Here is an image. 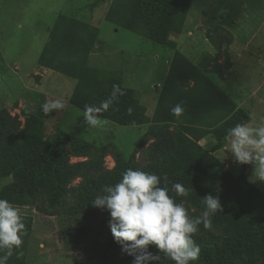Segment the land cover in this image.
Segmentation results:
<instances>
[{"label":"rangeland","instance_id":"obj_1","mask_svg":"<svg viewBox=\"0 0 264 264\" xmlns=\"http://www.w3.org/2000/svg\"><path fill=\"white\" fill-rule=\"evenodd\" d=\"M120 3H126V9ZM138 3L0 0V109L19 117L29 146L40 139H57L69 150L71 162L85 159L76 156L78 142L90 150L105 147V166L110 169L116 165L114 153L146 164L153 132H163L178 142L181 155L185 150L207 151L218 159L209 193L228 197L247 182L251 194L264 200V181L251 179L254 165L235 162L225 149L232 110L219 98L221 93L246 110L250 126L264 123V0H170L175 21L169 22L180 28L168 36L175 48L150 40L160 27L153 18L146 20ZM60 14L77 19L88 34L86 26L91 27L93 17L100 23L98 39L81 35L79 44L62 41L51 33ZM123 22L150 32L136 33L122 27ZM88 57L90 67L84 65ZM41 60L51 68L40 65ZM65 65L76 78L65 75L70 72ZM118 77L136 93L138 121L121 126L100 118L107 121L102 128L85 124L83 111L70 102L73 90L77 87L80 96L87 91L101 94ZM55 100L65 107L45 114L41 106ZM176 106L182 109L179 117L172 111ZM12 181L13 177L0 178V190ZM14 206L33 218L26 264H97L93 238H77L73 231L87 222L84 216L61 208L46 211L40 204Z\"/></svg>","mask_w":264,"mask_h":264},{"label":"trees","instance_id":"obj_2","mask_svg":"<svg viewBox=\"0 0 264 264\" xmlns=\"http://www.w3.org/2000/svg\"><path fill=\"white\" fill-rule=\"evenodd\" d=\"M125 5L126 3H120L122 9H126ZM139 10L145 13L146 20L153 18L157 28L160 27L156 32H152L150 40L175 48V42L169 40L168 36L179 33L180 28L169 22L175 21L170 15V0H139ZM59 17L51 28V33L60 37L62 41L71 40L73 45L79 44L81 35L83 38L90 36V40L94 41L98 39L97 28L86 26L90 30L88 34V30L84 32L78 27L77 19L73 17L66 19L64 14H60ZM108 21H115L114 24L119 22L110 18ZM121 26L139 34L150 32L146 27H135L133 23L123 22ZM213 44L221 49L220 42L214 40ZM39 63L51 68V65L43 60ZM84 65L90 67L89 57L86 58ZM75 70L80 71L76 67ZM65 75L77 76L72 69ZM113 85H118L123 94H118L109 109L104 110L102 103L111 97ZM135 95L133 89L124 86L123 78L118 77L113 79L108 89L101 94L87 91L85 96H80L76 87L70 102L82 111L86 105L100 107L101 110L97 114L99 118L111 120L121 126H129L136 123L140 116ZM220 95V100L231 106L229 111L232 110L227 123L225 134L227 136L230 129L237 124H248L251 116L246 110L237 108L227 96L221 93ZM129 109L132 110L131 113ZM152 136L155 140L150 145L151 155L146 164L135 158H127L124 154L114 153L116 165L110 169L105 166L108 154L105 147L90 150L86 143L78 142L76 156L85 159L71 162L69 150H66L57 139H40L33 144L30 142L29 146L26 131L19 117L0 109V178L13 177V181L0 190V198L7 199L13 205L40 204L46 211L54 212L61 208L70 215L84 216L87 222L73 231L77 238L80 236L93 238L97 264H133L134 257L122 252L121 246L113 238L109 224L110 212L93 206L92 202L98 195L105 194L103 192L105 186L118 183L122 179V174L129 168L157 175L161 179V186L163 177L167 176L169 194L177 203L183 204L191 217L202 216L205 210L203 200L209 194L218 195L222 204V212L211 216L210 226L205 228L201 223L198 232L193 234V239L200 247V255L199 259L192 261L191 264H264V200L259 194H251V185L247 182L245 187L236 189L228 197L222 192L209 193V183L219 163L212 152L195 153L192 150H185L181 155L178 142L164 137L163 132L154 131ZM223 139L224 136L220 139V145ZM76 179H79V182L73 184ZM175 183L190 189V195L177 196L171 191V186ZM192 208L194 211H191ZM22 216L26 229L24 242L19 249L13 251L8 264H26L33 218L30 215ZM149 251L160 255L157 264H175L154 245L149 246Z\"/></svg>","mask_w":264,"mask_h":264},{"label":"clouds","instance_id":"obj_3","mask_svg":"<svg viewBox=\"0 0 264 264\" xmlns=\"http://www.w3.org/2000/svg\"><path fill=\"white\" fill-rule=\"evenodd\" d=\"M122 95L118 85H113L111 97L102 103L108 110L110 104ZM45 114L52 110L63 109L59 101L45 102L42 106ZM100 107L86 105L82 112L84 123L91 127L102 128L107 123L98 117ZM129 109V113H131ZM173 114L179 117L182 109L176 106ZM226 151L234 161L243 165H254L253 181H264V123L250 126L237 124L227 134ZM255 177V179H253ZM169 180L161 179L152 173L129 168L122 174V179L115 185L105 186L104 195H98L92 205L110 212L109 221L114 240L121 246V251L134 257L133 264H157L160 255L149 251L154 245L175 264H191L199 259L200 247L193 239L198 226L203 223L208 228L211 216L222 212L218 195L204 197L205 210L202 216L191 217L182 203H177L169 194ZM171 191L177 196L188 197L190 189L180 183L172 184ZM26 235L24 218L20 209L7 199L0 198V264H8L15 249L23 244Z\"/></svg>","mask_w":264,"mask_h":264},{"label":"crops","instance_id":"obj_4","mask_svg":"<svg viewBox=\"0 0 264 264\" xmlns=\"http://www.w3.org/2000/svg\"><path fill=\"white\" fill-rule=\"evenodd\" d=\"M66 1V0H65ZM95 12H93V14H94ZM105 17H106V15H105ZM105 20H107V18H105ZM89 23H90V25L92 26V27H95V28H97L98 29V31L100 32V23L98 24L94 19H93V17L91 18V20L89 21ZM102 24V23H101ZM99 42H97V44H96V47L98 48V46H99ZM94 53V52H93ZM74 91V90H73ZM73 94V93H72ZM72 96V95H71ZM70 96V97H71Z\"/></svg>","mask_w":264,"mask_h":264}]
</instances>
